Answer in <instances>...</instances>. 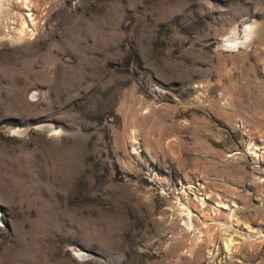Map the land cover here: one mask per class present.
Returning <instances> with one entry per match:
<instances>
[{
    "label": "rangeland",
    "instance_id": "1",
    "mask_svg": "<svg viewBox=\"0 0 264 264\" xmlns=\"http://www.w3.org/2000/svg\"><path fill=\"white\" fill-rule=\"evenodd\" d=\"M263 29L264 0H0V264H264Z\"/></svg>",
    "mask_w": 264,
    "mask_h": 264
},
{
    "label": "bare ground",
    "instance_id": "2",
    "mask_svg": "<svg viewBox=\"0 0 264 264\" xmlns=\"http://www.w3.org/2000/svg\"><path fill=\"white\" fill-rule=\"evenodd\" d=\"M250 26H251V24H246V25H245V28H244V34H247L246 31L250 29ZM258 28H260V27H258ZM263 30H264V29H263ZM259 31H260V30H259ZM256 32H257V31H256ZM256 32H255V33H256ZM257 33H259V32H257ZM243 36H244V35H243ZM256 36H257V35H256ZM244 38H245V39H244ZM244 38H243L242 40H239V41H238V40H234V41L230 40V41H232V42H230V43H231V45L234 46V47H235V46H238V45H240V43H242L243 41L246 40V37H244ZM238 39H239V38H238ZM226 45H227V44H226ZM242 45H243V44H242ZM81 254H82V253H77L78 256H80ZM81 257H82V255H81Z\"/></svg>",
    "mask_w": 264,
    "mask_h": 264
}]
</instances>
